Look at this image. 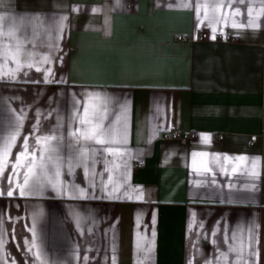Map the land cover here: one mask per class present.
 I'll list each match as a JSON object with an SVG mask.
<instances>
[{
  "label": "crops",
  "instance_id": "0c3cea01",
  "mask_svg": "<svg viewBox=\"0 0 264 264\" xmlns=\"http://www.w3.org/2000/svg\"><path fill=\"white\" fill-rule=\"evenodd\" d=\"M0 264H264V0H0Z\"/></svg>",
  "mask_w": 264,
  "mask_h": 264
}]
</instances>
